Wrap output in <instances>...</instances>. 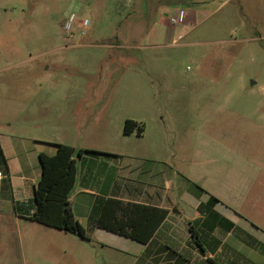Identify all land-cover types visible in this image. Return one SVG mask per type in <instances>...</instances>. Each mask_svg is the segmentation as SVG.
Masks as SVG:
<instances>
[{
    "label": "rangeland",
    "instance_id": "374dc122",
    "mask_svg": "<svg viewBox=\"0 0 264 264\" xmlns=\"http://www.w3.org/2000/svg\"><path fill=\"white\" fill-rule=\"evenodd\" d=\"M133 116L147 118L145 139L167 138L170 153L200 151V166L227 147L247 155L264 139V0H0L3 142L50 118L51 138L123 149L135 139L123 133ZM15 198L0 182V261L135 262L56 228L24 232Z\"/></svg>",
    "mask_w": 264,
    "mask_h": 264
},
{
    "label": "crops",
    "instance_id": "0c3cea01",
    "mask_svg": "<svg viewBox=\"0 0 264 264\" xmlns=\"http://www.w3.org/2000/svg\"><path fill=\"white\" fill-rule=\"evenodd\" d=\"M109 110L100 108V122L112 123ZM126 119L142 125L143 131L140 135L135 129L125 134L135 139L123 149L51 138L45 131L54 127L50 118L48 124L36 123L33 133L26 136L4 142L0 139V169L6 167L9 174L0 182L11 189L21 209L14 210V225L23 224V231L32 236L49 232L51 227L28 216L34 210L33 191L41 176L39 153L52 155L56 152L53 143L61 142L103 152L76 158L70 193L74 216L89 240L134 257L133 264H264V139L248 144L247 155L230 147L217 156L203 155L206 163L200 166V151L190 158L178 157L175 150L169 152L167 138L145 139L147 118ZM150 121L165 134L163 125L152 123L157 118ZM236 147L243 151L244 141ZM197 173H206L208 181ZM210 195L218 199L212 206L207 204ZM108 198L153 205L168 209V214L150 241L142 243L96 225ZM21 257L24 263L23 254ZM0 264L11 262L2 260Z\"/></svg>",
    "mask_w": 264,
    "mask_h": 264
},
{
    "label": "trees",
    "instance_id": "16d2710c",
    "mask_svg": "<svg viewBox=\"0 0 264 264\" xmlns=\"http://www.w3.org/2000/svg\"><path fill=\"white\" fill-rule=\"evenodd\" d=\"M134 129L139 135L143 131L142 125H138L132 119H126L123 125L124 134H129ZM53 144L56 146L54 154L39 153L41 176L34 187V210L28 218L89 240L85 229L74 216L70 193L75 184L76 158L82 154L103 152L90 148H77L61 142ZM3 171L6 173L5 178H9L6 167ZM217 201L214 195H210L207 204L212 206ZM167 214L168 209L108 198L96 220V225L133 240L147 243ZM189 228L192 237L195 238L191 223H189Z\"/></svg>",
    "mask_w": 264,
    "mask_h": 264
},
{
    "label": "built area",
    "instance_id": "2783aa9c",
    "mask_svg": "<svg viewBox=\"0 0 264 264\" xmlns=\"http://www.w3.org/2000/svg\"><path fill=\"white\" fill-rule=\"evenodd\" d=\"M183 19H184V13L181 10L177 17H172L171 18V21L174 22V23H178V22L183 21ZM5 177H6V173L3 170L0 169V181L2 179H4Z\"/></svg>",
    "mask_w": 264,
    "mask_h": 264
}]
</instances>
